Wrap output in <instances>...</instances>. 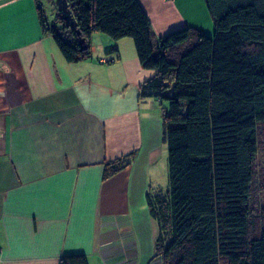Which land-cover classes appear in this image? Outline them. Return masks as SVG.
Returning <instances> with one entry per match:
<instances>
[{"label": "crops", "instance_id": "crops-1", "mask_svg": "<svg viewBox=\"0 0 264 264\" xmlns=\"http://www.w3.org/2000/svg\"><path fill=\"white\" fill-rule=\"evenodd\" d=\"M138 1L156 36L213 33L204 0ZM39 8L41 0H0V264L71 255L160 264L147 196L167 189V148L159 101L138 95L154 71L130 38L100 33L91 57L67 62ZM131 152V164L105 179V164Z\"/></svg>", "mask_w": 264, "mask_h": 264}, {"label": "trees", "instance_id": "trees-1", "mask_svg": "<svg viewBox=\"0 0 264 264\" xmlns=\"http://www.w3.org/2000/svg\"><path fill=\"white\" fill-rule=\"evenodd\" d=\"M211 36L185 27L156 36L138 0H66L44 31L65 60L91 57L95 33L130 38L153 77L139 98L161 106L167 189L147 196L160 264H264V0H204ZM83 39L86 49H81ZM135 152L104 167L127 168ZM59 264H87L71 255Z\"/></svg>", "mask_w": 264, "mask_h": 264}, {"label": "water", "instance_id": "water-1", "mask_svg": "<svg viewBox=\"0 0 264 264\" xmlns=\"http://www.w3.org/2000/svg\"><path fill=\"white\" fill-rule=\"evenodd\" d=\"M55 5H56V8H57V11L58 13H60L61 17L63 20L67 21V24L71 27V28H74L76 27V23L75 21L73 20V18L70 16L69 14V11L67 9V3H66V0H55ZM46 17V16H45ZM47 20V19H46ZM48 25H51L49 23H47ZM84 43V40L83 39H80L79 40V44H80V48L83 50V49H86V46L83 45Z\"/></svg>", "mask_w": 264, "mask_h": 264}, {"label": "rangeland", "instance_id": "rangeland-1", "mask_svg": "<svg viewBox=\"0 0 264 264\" xmlns=\"http://www.w3.org/2000/svg\"><path fill=\"white\" fill-rule=\"evenodd\" d=\"M41 3H42V10L44 15L46 16L47 22L49 24L54 23L56 19L55 0H41Z\"/></svg>", "mask_w": 264, "mask_h": 264}]
</instances>
